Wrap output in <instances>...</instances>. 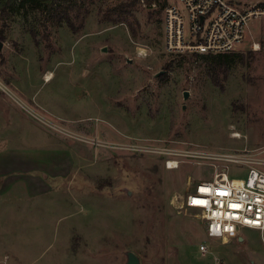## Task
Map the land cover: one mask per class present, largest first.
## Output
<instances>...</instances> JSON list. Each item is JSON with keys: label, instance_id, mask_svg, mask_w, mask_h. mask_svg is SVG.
I'll return each instance as SVG.
<instances>
[{"label": "rangeland", "instance_id": "374dc122", "mask_svg": "<svg viewBox=\"0 0 264 264\" xmlns=\"http://www.w3.org/2000/svg\"><path fill=\"white\" fill-rule=\"evenodd\" d=\"M126 1L63 2L79 16L78 33L41 0L0 11V151H24L59 172L47 171L55 188L40 205L19 186L1 201L0 264H127L129 252L140 264H264V232L243 230V242L223 245L207 238L200 211L171 208L219 162L188 157L167 170L155 152L264 149V18L220 89L211 62L165 52L160 8L127 13ZM117 15L128 21H110ZM229 176L244 180L247 170L231 166Z\"/></svg>", "mask_w": 264, "mask_h": 264}, {"label": "built area", "instance_id": "2783aa9c", "mask_svg": "<svg viewBox=\"0 0 264 264\" xmlns=\"http://www.w3.org/2000/svg\"><path fill=\"white\" fill-rule=\"evenodd\" d=\"M140 4L162 10L164 49L170 55L235 53L254 22L264 18V0H140ZM155 152L164 155L167 170L179 169L188 157L219 162H208L214 168L212 179L197 182L192 177L191 184L171 199V208L179 216L201 212L209 240L225 245L238 241L243 230L264 232V149L209 153L157 148ZM231 166L247 170V178H230ZM200 253H210L207 244L200 245Z\"/></svg>", "mask_w": 264, "mask_h": 264}, {"label": "crops", "instance_id": "0c3cea01", "mask_svg": "<svg viewBox=\"0 0 264 264\" xmlns=\"http://www.w3.org/2000/svg\"><path fill=\"white\" fill-rule=\"evenodd\" d=\"M33 157L34 159H31L24 151H17L16 149L0 151V203L2 201L6 205L9 200H12L11 196L18 186L20 190L30 192L29 198L33 197V201H36L39 205L42 198H45L49 191H53L55 187L51 184L48 185L47 171L52 173L53 176L51 177L53 179L59 172L49 170L48 167L50 166L43 163V160L39 159L38 156ZM23 195H26V193H23ZM41 209H43L42 205ZM243 241L244 239L240 242Z\"/></svg>", "mask_w": 264, "mask_h": 264}, {"label": "trees", "instance_id": "16d2710c", "mask_svg": "<svg viewBox=\"0 0 264 264\" xmlns=\"http://www.w3.org/2000/svg\"><path fill=\"white\" fill-rule=\"evenodd\" d=\"M33 0H0V11L7 16L11 14V12L15 9L18 3H20L22 6H25L27 3L32 2ZM73 3L75 0H41L42 4L46 6L47 10L52 12L54 11V20L57 23L65 22V24L75 33H78L82 26L77 27L76 25V19L79 18V16L74 19L72 15L69 13V11L63 7V2L66 3ZM94 1V0H91ZM140 4V0H127L120 8L122 10H125L130 12L131 10L135 9ZM160 13V12H158ZM110 21H112L115 24L118 23H124L128 21V18L125 17V15H117L115 19L111 18ZM131 34L133 37H137L138 31L133 26L132 23L128 22ZM237 53H229V54H220V55H205V56H199L196 54H193V57L202 58L203 61L211 62L212 64L210 71L208 72V76L212 83L219 87L220 89H224L222 86V81L228 79V72L231 70V62L233 61V57H235ZM223 77V79H222Z\"/></svg>", "mask_w": 264, "mask_h": 264}, {"label": "water", "instance_id": "95a60500", "mask_svg": "<svg viewBox=\"0 0 264 264\" xmlns=\"http://www.w3.org/2000/svg\"><path fill=\"white\" fill-rule=\"evenodd\" d=\"M3 47V43H0V51L2 50ZM107 48L103 49V52H106ZM161 73H159L157 76H160ZM189 98V92H185L184 93V99L187 100ZM243 238H240V241H242ZM128 260H127V264H140V259L137 257L136 254H134L133 252H129L127 254Z\"/></svg>", "mask_w": 264, "mask_h": 264}, {"label": "bare ground", "instance_id": "6f19581e", "mask_svg": "<svg viewBox=\"0 0 264 264\" xmlns=\"http://www.w3.org/2000/svg\"><path fill=\"white\" fill-rule=\"evenodd\" d=\"M51 77H52V73L51 72L47 73V75L45 77L46 81H49L51 79ZM235 138H237V137H235Z\"/></svg>", "mask_w": 264, "mask_h": 264}]
</instances>
